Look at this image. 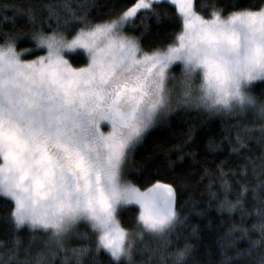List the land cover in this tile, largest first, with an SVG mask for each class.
Returning <instances> with one entry per match:
<instances>
[{
    "label": "snow or ice",
    "instance_id": "snow-or-ice-1",
    "mask_svg": "<svg viewBox=\"0 0 264 264\" xmlns=\"http://www.w3.org/2000/svg\"><path fill=\"white\" fill-rule=\"evenodd\" d=\"M163 2L135 0L97 17L91 13L98 7L94 0H78L76 6L61 0L42 9L29 6L26 30L0 28V196L6 206L11 201L5 215L14 228L33 230L29 245L40 241L35 253L30 256L25 246L21 256L22 240L14 236L12 246L0 251V264H47L45 255L67 251L73 237L81 241L71 248L76 264L89 254L90 264H99L101 249L110 264H151L153 255L160 264L169 258L171 264H189L193 245L187 238L182 247L168 250L184 222L177 187L156 178L158 167L133 164L137 144L181 109L231 118L237 146L246 138L264 144V92L250 90L252 82L264 80V0L232 4L228 11L216 3L171 0L176 26L166 34L167 42L146 46L148 17L171 15L161 9ZM137 18L140 33L126 31L136 27ZM24 36L31 47H18ZM77 48L87 54L78 67V59H68ZM177 65L178 74L173 72ZM206 145L213 149L219 143L210 136ZM132 172L139 177L130 179ZM223 177L221 169L225 197L218 208L243 212L245 186L229 200L231 186ZM254 211L260 220L252 227H259L260 236L238 249L237 257L250 256L252 245L264 241V197ZM237 228L248 231L236 223L228 231ZM145 251L150 253L146 260L136 261ZM229 259L222 255L220 264ZM257 264H264V252Z\"/></svg>",
    "mask_w": 264,
    "mask_h": 264
},
{
    "label": "trees",
    "instance_id": "trees-1",
    "mask_svg": "<svg viewBox=\"0 0 264 264\" xmlns=\"http://www.w3.org/2000/svg\"><path fill=\"white\" fill-rule=\"evenodd\" d=\"M76 6L78 0H69ZM196 4L216 3L223 6L225 11L231 10V5L251 6L260 4L261 0H194ZM45 3L59 5L61 0H0V28L14 29L23 27L27 29V16L25 10L32 6L42 9ZM98 7L91 8L93 16H103L112 10L126 6H131L135 0H94ZM162 10H166L170 16L162 15L159 20L154 16H149L148 30L144 33L143 43L154 45L158 40L167 42V33L176 26V16L178 13L171 0H164L160 5ZM134 23L136 27L126 26V31L139 34V18ZM19 48L31 47L27 36L17 41ZM37 55L40 53H36ZM71 62L76 66L87 62L86 54L81 51H74L69 56ZM31 59V56H24ZM173 72L179 73V66L173 68ZM250 90L254 94L264 92V80L254 82ZM241 122H246V117H240ZM194 125L191 141L184 143L185 134L189 126ZM237 127L235 122L229 118L220 116H207L206 114H196L192 110H177L169 115L167 121L158 124L148 130L143 140L137 144L132 154V162L137 168L144 170L157 167L159 171L156 178L173 183L177 187L178 206H181V214L184 218L183 224L179 225L177 231L179 238L174 234L169 251L177 246H183L185 239L193 245L192 256L189 257V264L193 259L201 264H220L222 255L230 257L226 264H257L261 252H264V241L257 245H252L250 256L237 257L238 249H246L251 245V241L260 236L259 227L253 228V224H258L260 217L254 211V207L259 205V198L264 197V144L255 138H246V144L237 146L235 137ZM257 133H253V137ZM214 137L219 143L218 147L209 149L206 141L209 137ZM177 145H181L177 148ZM238 147V151H232L233 147ZM182 155V158H179ZM169 161L172 163L170 164ZM223 170L224 180L230 184L227 198L233 200L241 184L246 188L243 197V212L237 208L229 212L226 208L219 209V200L224 199L225 193L220 189V172ZM140 173L132 172L130 179H137ZM211 185V188H210ZM253 189L256 191V198L253 197ZM213 193H216L213 196ZM4 197L0 196V251L11 247L14 236H18L22 243L20 245V255H24L25 246H29L31 256L39 246V239L29 245V238L33 230L26 225L20 229H15L14 224L5 215L11 206V201L5 205ZM138 211V207L134 206ZM124 225L130 223L127 213L122 215ZM232 223L248 229L247 233L240 228L229 232ZM196 231L193 234V228ZM81 230L84 226L81 225ZM81 243L79 238L73 237L66 245L67 251H61L55 257L45 255L47 264H62V258L67 256V264H76V258L71 248ZM150 255L148 251L137 254L136 261L146 260ZM96 259L99 264H110L109 254L101 249ZM93 257L89 254L82 258V264H90ZM151 264H160L156 256L153 255ZM168 264H171L169 258Z\"/></svg>",
    "mask_w": 264,
    "mask_h": 264
},
{
    "label": "rangeland",
    "instance_id": "rangeland-1",
    "mask_svg": "<svg viewBox=\"0 0 264 264\" xmlns=\"http://www.w3.org/2000/svg\"><path fill=\"white\" fill-rule=\"evenodd\" d=\"M78 50H81V51H83L85 54H86V52L82 49V48H77V49H73V50H70L71 51V53L72 52H74V51H78ZM86 56H87V54H86ZM68 59H69V57H68ZM69 61H70V59H69ZM71 62V61H70ZM74 66H76L75 64H74ZM78 67V66H77ZM257 81H261V80H257ZM254 82H256V81H254ZM254 82H252V84L254 83ZM251 84V85H252ZM251 85H250V87H251ZM106 130V129H105ZM138 207V206H137Z\"/></svg>",
    "mask_w": 264,
    "mask_h": 264
}]
</instances>
